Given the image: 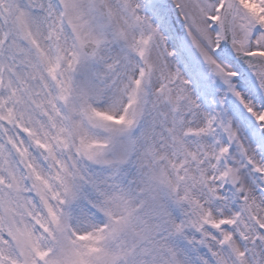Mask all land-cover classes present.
Returning <instances> with one entry per match:
<instances>
[{"label":"snow or ice","instance_id":"obj_1","mask_svg":"<svg viewBox=\"0 0 264 264\" xmlns=\"http://www.w3.org/2000/svg\"><path fill=\"white\" fill-rule=\"evenodd\" d=\"M0 264H264V0H0Z\"/></svg>","mask_w":264,"mask_h":264}]
</instances>
